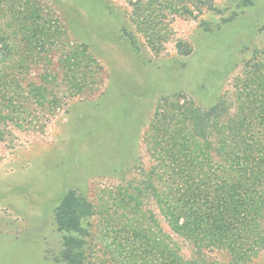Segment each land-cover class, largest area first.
<instances>
[{
    "label": "rangeland",
    "instance_id": "obj_1",
    "mask_svg": "<svg viewBox=\"0 0 264 264\" xmlns=\"http://www.w3.org/2000/svg\"><path fill=\"white\" fill-rule=\"evenodd\" d=\"M30 1L56 44L29 59L25 90L2 107L20 124L0 119V264H72L56 218L70 189L94 206L86 262L158 264L163 235L184 261L230 262L226 250L201 248L172 227L156 196L170 169L156 165L186 132L189 100L225 98L230 114L260 106L237 99V83H254L258 67L245 63L264 47V0ZM158 108L165 114L156 119ZM259 111L247 110L253 135ZM250 264H264V247Z\"/></svg>",
    "mask_w": 264,
    "mask_h": 264
},
{
    "label": "trees",
    "instance_id": "obj_2",
    "mask_svg": "<svg viewBox=\"0 0 264 264\" xmlns=\"http://www.w3.org/2000/svg\"><path fill=\"white\" fill-rule=\"evenodd\" d=\"M168 3L171 4L168 8H177V4ZM3 14H10L5 16L10 17L7 23L2 19ZM39 18L43 22L39 23ZM50 28L51 22H46L34 2L0 0V119L8 118L7 121L12 120L19 126L10 110L2 113V107L16 101L18 86L25 90L22 75L29 67V59L56 44L50 39ZM257 52L256 62L249 59L245 63L246 69L253 64L258 67L253 74L254 85L239 87L238 81L237 99L245 94L242 102L246 103L250 97L257 99L260 106L239 104L237 111L230 114L225 98L220 97L210 106H200L189 100L181 105L187 119L186 132L184 129L175 145L164 148V158L156 165L159 173L165 174L167 168L170 169V183L164 184L156 196L172 227L192 238L201 248L226 250L231 261H184L167 241L168 236L163 235L159 238L158 264H250L264 247V63L258 64L264 62V47ZM160 108L156 119L165 114ZM257 108L262 127L260 134L253 135V128L249 129L250 121L246 123L245 119L247 110L253 113ZM224 116H228L225 122ZM167 124L162 123L164 131L168 130ZM154 126L153 123L152 130ZM164 134L167 139H175L171 133ZM162 151V147L153 149L158 160L157 155ZM93 213V204L75 189L65 193L57 208L59 229L67 232L63 259L72 264L92 262L91 258L86 262L82 238L86 233L85 220ZM134 233L141 235L137 230Z\"/></svg>",
    "mask_w": 264,
    "mask_h": 264
}]
</instances>
